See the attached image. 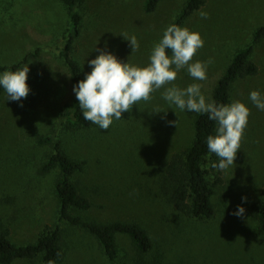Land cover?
Masks as SVG:
<instances>
[{
    "label": "rangeland",
    "instance_id": "obj_1",
    "mask_svg": "<svg viewBox=\"0 0 264 264\" xmlns=\"http://www.w3.org/2000/svg\"><path fill=\"white\" fill-rule=\"evenodd\" d=\"M145 1H82L72 56L81 64L84 78L92 70L88 61L99 50L123 63L149 64L153 46L185 0H160L148 13ZM200 11L208 13V18L202 19ZM67 21L58 0H0V66L32 55L22 66L30 69L27 98L9 100L5 90L0 97V216L11 240L18 245L33 242L41 231L57 224L53 190L58 170L40 171L52 146L36 142L38 137L53 134L70 157L86 162L73 180L92 206L72 211L74 215L98 223L137 222L152 239V257L160 256L164 264H264V238L258 236L257 222L250 213L264 186V111L250 99L252 91L264 97V38L251 54L257 74L237 79L230 92L229 104L239 101L250 109L240 150L234 165L226 170L213 169V159L207 158L203 168L207 180L215 183L214 215L197 220L175 211L158 189L169 156L190 145L197 116L164 100V88L152 93L148 102L134 105L120 120L113 118L107 131L92 123L80 129L59 124V109L73 96L68 71L57 56ZM262 25L264 0H205L181 28L199 33L203 39L204 46L193 62L212 60L207 79L194 80L183 69L175 85L184 89L199 83L206 101H211L232 55L248 45ZM132 36L139 43L134 53L127 41ZM238 206L245 209L243 216L233 215ZM60 227L65 253L60 264H128L135 256L131 241L118 235V257L110 263L93 237L63 223ZM12 264L40 263L17 260Z\"/></svg>",
    "mask_w": 264,
    "mask_h": 264
},
{
    "label": "trees",
    "instance_id": "obj_2",
    "mask_svg": "<svg viewBox=\"0 0 264 264\" xmlns=\"http://www.w3.org/2000/svg\"><path fill=\"white\" fill-rule=\"evenodd\" d=\"M58 1L64 6L68 21L63 37L64 43L61 48L57 49V56L68 71L73 92V96L59 109V124H65L71 129L88 128L91 122L84 120L79 101L73 91V87L84 79L81 64L72 56L74 42L79 36L81 23L79 7L83 0ZM159 1L146 0L144 11L152 12ZM204 3L205 0H185L179 13L168 27L172 24L182 27L185 21ZM262 38H264V25L253 32L248 45L238 49L232 55L213 89L211 101L216 104H229L233 83L237 79L257 74L258 68L251 61V54L254 45ZM166 51L168 55H171L170 50ZM30 56L32 55L28 53L12 65L0 66V74L5 71L20 70L28 62ZM3 91V87L0 86V97ZM217 127L216 122L210 120L208 114H197L193 121V137L190 145L169 156L158 180L161 197L178 213L197 220H207L214 215L212 196L215 183L212 185L207 180L203 165L208 157L213 159V164H219V158L207 149V137L214 136ZM36 142L40 145L52 146V152L40 171L47 173L53 169L58 170L53 190L58 205L57 224L53 228H45L33 242L18 245L11 240L9 230L0 216V264H12L17 260L28 262L38 260L40 264H49L50 261L53 264L62 263L65 253L62 248L61 223L80 229L93 237L110 263L118 257L116 238L118 235H123L131 241L135 249V256L128 264H164L160 256L152 257V239L148 231L137 222L98 223L74 215L72 211H86L92 206L89 198L81 193L78 183L73 180L75 174L84 170L85 160L70 157L64 151L59 139L53 134L38 137ZM217 181H220L219 177ZM260 196V200L252 204L250 213L257 222L258 236L264 238V186Z\"/></svg>",
    "mask_w": 264,
    "mask_h": 264
},
{
    "label": "clouds",
    "instance_id": "obj_3",
    "mask_svg": "<svg viewBox=\"0 0 264 264\" xmlns=\"http://www.w3.org/2000/svg\"><path fill=\"white\" fill-rule=\"evenodd\" d=\"M199 15L202 19L208 18V13L204 11H200ZM127 41L130 42L132 53L139 50L135 36ZM203 46L204 41L199 33L172 24L164 31L159 43L153 46L146 67L123 63L113 54L99 50L100 54L88 61L91 72L73 87L84 120L107 131L113 118L120 120L122 114L131 112L134 105L140 101L148 102L152 93L164 88V100L182 111L208 114L209 119L216 122V134L207 137V149L219 158V164L214 163L211 167L226 170L234 165L240 150L250 109L239 101L231 104L206 101L199 83L190 84L184 89L174 83L183 69L194 80L207 79V67L212 60L193 62L194 56ZM166 50H170L171 55ZM29 71V67L25 66L20 70L0 74V86L6 91L9 100L27 98L30 92L26 83ZM250 99L259 110L264 111V97L258 91H252ZM169 123L177 125V121ZM242 200L246 201V197ZM244 212L245 209L238 206V211L233 215L243 216Z\"/></svg>",
    "mask_w": 264,
    "mask_h": 264
}]
</instances>
